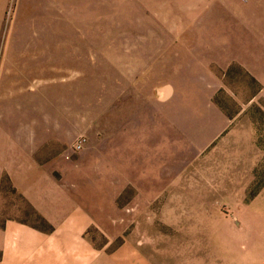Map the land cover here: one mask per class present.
Segmentation results:
<instances>
[{"label":"rangeland","instance_id":"1","mask_svg":"<svg viewBox=\"0 0 264 264\" xmlns=\"http://www.w3.org/2000/svg\"><path fill=\"white\" fill-rule=\"evenodd\" d=\"M252 7L0 0L5 218L53 230L13 187L21 168L85 204L86 264H264V62L251 76L239 23Z\"/></svg>","mask_w":264,"mask_h":264},{"label":"crops","instance_id":"2","mask_svg":"<svg viewBox=\"0 0 264 264\" xmlns=\"http://www.w3.org/2000/svg\"><path fill=\"white\" fill-rule=\"evenodd\" d=\"M247 4L253 5L248 8L252 16L239 22L244 27L240 26V43L244 44L246 69L257 77V64L264 62V0H247ZM21 171L18 168L14 174L13 187L53 230L45 233L6 219L0 202V264H86L82 234L91 219L85 204L77 196H64L51 179Z\"/></svg>","mask_w":264,"mask_h":264},{"label":"built area","instance_id":"3","mask_svg":"<svg viewBox=\"0 0 264 264\" xmlns=\"http://www.w3.org/2000/svg\"><path fill=\"white\" fill-rule=\"evenodd\" d=\"M84 142H85L84 139H82V138L78 139L73 146V150L76 152L80 151L84 145Z\"/></svg>","mask_w":264,"mask_h":264}]
</instances>
